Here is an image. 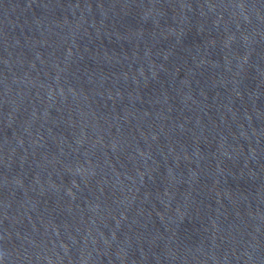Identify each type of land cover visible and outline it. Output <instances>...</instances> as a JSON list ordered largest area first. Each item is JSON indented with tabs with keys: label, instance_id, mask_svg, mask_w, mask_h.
I'll use <instances>...</instances> for the list:
<instances>
[{
	"label": "water",
	"instance_id": "obj_1",
	"mask_svg": "<svg viewBox=\"0 0 264 264\" xmlns=\"http://www.w3.org/2000/svg\"><path fill=\"white\" fill-rule=\"evenodd\" d=\"M0 264H264V0H0Z\"/></svg>",
	"mask_w": 264,
	"mask_h": 264
}]
</instances>
